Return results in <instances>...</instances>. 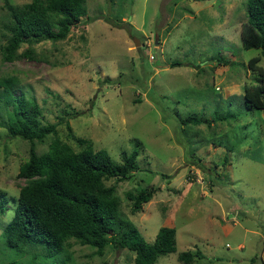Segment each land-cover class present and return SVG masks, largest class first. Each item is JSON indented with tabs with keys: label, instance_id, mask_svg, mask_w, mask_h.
I'll list each match as a JSON object with an SVG mask.
<instances>
[{
	"label": "rangeland",
	"instance_id": "obj_1",
	"mask_svg": "<svg viewBox=\"0 0 264 264\" xmlns=\"http://www.w3.org/2000/svg\"><path fill=\"white\" fill-rule=\"evenodd\" d=\"M26 2L0 0V77H14L12 95L34 100L42 123H55L57 137L75 151L81 146L66 122L115 162L138 151L139 169L105 184L115 186L121 212L146 242L160 226L174 229V251L153 264H183L177 254L194 249L202 257L191 264H264V109H245L241 97L255 77L247 60L259 55L241 45L246 0H85L86 16L64 39L22 43L16 53L29 50L32 58L5 61L4 5ZM191 114L207 123L179 124ZM5 120L0 103V264H44L31 256L39 249L18 252L1 236L29 146L8 136ZM52 137L34 142L35 150L45 151ZM143 187L154 192L131 212L125 192ZM68 241L63 264H132L126 249L108 245L99 256Z\"/></svg>",
	"mask_w": 264,
	"mask_h": 264
},
{
	"label": "trees",
	"instance_id": "obj_2",
	"mask_svg": "<svg viewBox=\"0 0 264 264\" xmlns=\"http://www.w3.org/2000/svg\"><path fill=\"white\" fill-rule=\"evenodd\" d=\"M4 6L9 16L4 24L8 32L2 47L5 61L20 56L31 59L29 50L16 53L22 43L64 39L71 27L86 16L85 0H29L21 5L6 3ZM245 18L240 30L241 45L258 48L259 55L247 60L246 66L255 77L252 84H243L242 103L247 110H262L264 64L258 65V62L264 58V0H246ZM216 60L222 65L230 62L221 57ZM174 64L178 63H171ZM15 83L14 77H0V103L6 117L3 127L9 137L26 140L29 146L27 158L16 173L24 183L18 188L11 218L2 226L1 236L6 246L22 253L27 249H39L31 256L44 264L55 255L59 260L53 259L50 264H63L66 258L59 256L65 252L70 239L93 248L99 256L108 245L118 250L126 249L133 253L132 264H153L157 257L173 252L174 229L160 226L153 240L146 242L121 212L115 186L105 184L108 179L126 180L138 170L135 162L138 151L133 148L128 154L124 152L121 161L115 162L104 149L94 150L88 139L71 134L66 122L68 136L81 146L75 151L57 137L55 123H42L41 109L34 100L12 95ZM178 122L198 125L206 124L207 120L191 114L180 117ZM49 134L53 137L46 150L38 153L34 142L42 143ZM169 177L160 174L161 179ZM153 192V187L125 192L130 211H140ZM4 202L2 197L0 213L4 211ZM201 257L198 249L177 254V260L183 264H191Z\"/></svg>",
	"mask_w": 264,
	"mask_h": 264
},
{
	"label": "water",
	"instance_id": "obj_3",
	"mask_svg": "<svg viewBox=\"0 0 264 264\" xmlns=\"http://www.w3.org/2000/svg\"><path fill=\"white\" fill-rule=\"evenodd\" d=\"M134 41H135V45H138V41L136 40V39H134ZM157 44V40H156V38L154 39V45H156Z\"/></svg>",
	"mask_w": 264,
	"mask_h": 264
},
{
	"label": "built area",
	"instance_id": "obj_4",
	"mask_svg": "<svg viewBox=\"0 0 264 264\" xmlns=\"http://www.w3.org/2000/svg\"><path fill=\"white\" fill-rule=\"evenodd\" d=\"M145 46L147 47V46H149V44L147 45V42H146V45H145ZM149 58L151 59V58H152V56L150 55V56H149Z\"/></svg>",
	"mask_w": 264,
	"mask_h": 264
}]
</instances>
